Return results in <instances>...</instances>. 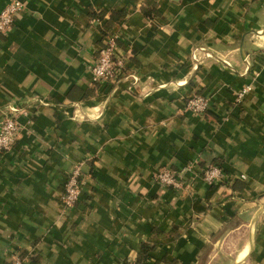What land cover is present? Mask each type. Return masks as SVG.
<instances>
[{
	"label": "crops",
	"instance_id": "1",
	"mask_svg": "<svg viewBox=\"0 0 264 264\" xmlns=\"http://www.w3.org/2000/svg\"><path fill=\"white\" fill-rule=\"evenodd\" d=\"M22 1L0 34V121L22 110L0 153V264L135 262L144 243L141 264H264V0ZM110 38L129 76L95 84ZM194 95L204 115L186 109Z\"/></svg>",
	"mask_w": 264,
	"mask_h": 264
},
{
	"label": "built area",
	"instance_id": "2",
	"mask_svg": "<svg viewBox=\"0 0 264 264\" xmlns=\"http://www.w3.org/2000/svg\"><path fill=\"white\" fill-rule=\"evenodd\" d=\"M24 8L22 0H10L6 7L0 11V34L8 33L14 26L17 14ZM116 42L110 38L105 46L99 51V54L90 67V74L95 84H119L123 79L128 78L123 59L115 56ZM192 59L196 64L201 62L197 53L192 54ZM134 82L138 81L136 75L131 76ZM250 90L249 87L244 88L237 93V99L242 100L245 94ZM209 100L202 95H194L188 99L186 109L192 113L204 115L209 109ZM77 105V104H76ZM75 105V106H76ZM21 109L15 106H9L4 111V117L0 121V153L9 151L15 144L17 136L21 131L18 122V112ZM158 182L165 186L179 188L181 185L180 175L169 169H160L156 175ZM225 178L222 169L216 165L205 167L203 179L209 185H217ZM83 193V182L81 173L76 168L69 176L63 186L61 202L67 208H73ZM7 264H23V260L16 256Z\"/></svg>",
	"mask_w": 264,
	"mask_h": 264
},
{
	"label": "trees",
	"instance_id": "3",
	"mask_svg": "<svg viewBox=\"0 0 264 264\" xmlns=\"http://www.w3.org/2000/svg\"><path fill=\"white\" fill-rule=\"evenodd\" d=\"M105 34H107V33H105ZM216 166L221 168V166H219V165H216ZM222 171H223V169H222ZM223 173H224V171H223ZM153 248L154 247L152 245L144 243L141 245L139 257L137 258V260L135 262L125 261L121 264H141L143 261H145L149 257V253L151 252V250H153Z\"/></svg>",
	"mask_w": 264,
	"mask_h": 264
}]
</instances>
